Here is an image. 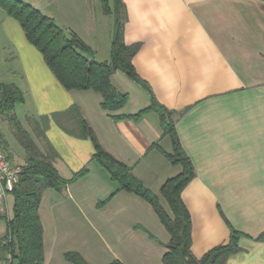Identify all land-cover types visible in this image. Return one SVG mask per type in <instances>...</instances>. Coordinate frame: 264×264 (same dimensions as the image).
I'll return each instance as SVG.
<instances>
[{
  "label": "crops",
  "instance_id": "crops-1",
  "mask_svg": "<svg viewBox=\"0 0 264 264\" xmlns=\"http://www.w3.org/2000/svg\"><path fill=\"white\" fill-rule=\"evenodd\" d=\"M29 2L78 34L92 48L90 57L110 58L115 17L104 11L103 0ZM122 2L124 39L140 44L133 63L150 88L117 71L112 82L130 100L115 114H134L153 96L179 112L175 127L196 171L182 193L192 218L194 255L227 243L231 224L245 236L242 250L227 264H264V0ZM0 82L22 90L25 102L16 105L15 116L45 154L57 153L54 164L64 178L89 169L65 190L43 192L45 264H74L65 257L69 251L90 264H165L170 233L141 196L114 194L117 183L94 158V142L75 134L76 115L69 110L80 107L104 148L156 193L182 171L158 147L173 150L159 113L117 120L102 108L101 93L67 89L4 9ZM0 134L12 163L21 167L26 149ZM6 209L10 215L7 201ZM0 220L1 239L7 224Z\"/></svg>",
  "mask_w": 264,
  "mask_h": 264
},
{
  "label": "trees",
  "instance_id": "trees-1",
  "mask_svg": "<svg viewBox=\"0 0 264 264\" xmlns=\"http://www.w3.org/2000/svg\"><path fill=\"white\" fill-rule=\"evenodd\" d=\"M0 8L16 18L28 40L43 54L45 61L67 89H92L101 93V106L114 119H139L149 111L160 115L164 134L171 137L173 150L159 149L174 165H181L182 171L168 178L160 194L148 188L130 167L119 162L102 145L93 126L78 106L69 111L76 115L78 130L75 134L90 138L95 145L94 158L110 173L119 191L133 192L148 201L170 233L167 251L163 256L165 264H227L229 258L242 250L240 240L245 234L230 224L231 235L227 243L219 244L202 257L192 251V218L182 193L196 175L195 167L185 151L175 127V115L179 113L160 103L154 96L151 104L134 114H115L130 100L128 92H122L112 82L113 75L121 70L131 79L150 88L139 76L133 57L139 43L127 44L124 39L126 21L125 5L122 0H103V9L114 14L115 29L110 58L99 61L92 48L75 32H69L39 7L27 0H0ZM25 102L22 90L15 83L0 82V114L8 115L17 126V136L27 152V160L21 166L19 180L13 195L12 215H0L7 224V232L0 239L1 258L4 264H45L44 227L39 213L43 192L47 188L63 191L67 186L84 177L87 167L75 172L71 178H64L54 164L57 153L50 150L45 154L15 116V107ZM163 199L165 203H163ZM7 241L6 244L4 241ZM11 254V259L8 258ZM67 260L74 264H90L78 251L66 252ZM112 264H124L115 260Z\"/></svg>",
  "mask_w": 264,
  "mask_h": 264
},
{
  "label": "built area",
  "instance_id": "built-area-1",
  "mask_svg": "<svg viewBox=\"0 0 264 264\" xmlns=\"http://www.w3.org/2000/svg\"><path fill=\"white\" fill-rule=\"evenodd\" d=\"M21 172L20 166H15L8 152L5 148L4 140L0 134V214L6 210V200L9 193L14 190L16 183L19 180ZM6 240L4 243L6 244ZM9 260L11 259V254L8 253ZM6 264H11V260Z\"/></svg>",
  "mask_w": 264,
  "mask_h": 264
},
{
  "label": "rangeland",
  "instance_id": "rangeland-1",
  "mask_svg": "<svg viewBox=\"0 0 264 264\" xmlns=\"http://www.w3.org/2000/svg\"><path fill=\"white\" fill-rule=\"evenodd\" d=\"M27 1H32V2H36L37 4H39L40 6H44L45 4L48 3L49 0H27ZM2 9V8H0ZM142 106V105H140ZM132 108H134L132 106ZM17 126L16 124H14L10 117L8 115H5V114H1L0 115V132L7 138L9 139V141L12 143V145H17V142L19 143V139H18V136H17ZM181 166V165H179ZM182 167V166H181ZM179 174V173H178ZM177 175V174H176ZM164 184V183H163ZM160 194V191L159 193ZM13 195L11 193L8 194L7 196V206H8V209H9V214L12 215V212H13ZM163 203H165L164 199H163ZM166 204V203H165ZM7 209L5 210L4 214L6 213L7 214ZM0 215H3V213H1ZM2 221V220H0ZM80 247L84 250H87L85 249L84 246H82L83 244L82 243H79ZM79 247V246H78ZM89 250H87L88 252Z\"/></svg>",
  "mask_w": 264,
  "mask_h": 264
}]
</instances>
